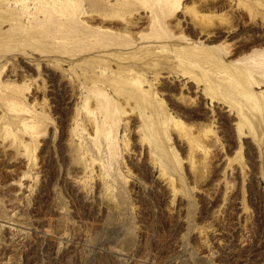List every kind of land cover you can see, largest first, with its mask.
Instances as JSON below:
<instances>
[{"label":"rangeland","instance_id":"rangeland-1","mask_svg":"<svg viewBox=\"0 0 264 264\" xmlns=\"http://www.w3.org/2000/svg\"><path fill=\"white\" fill-rule=\"evenodd\" d=\"M24 1L0 0L25 110L0 97V264H264V0Z\"/></svg>","mask_w":264,"mask_h":264},{"label":"bare ground","instance_id":"bare-ground-1","mask_svg":"<svg viewBox=\"0 0 264 264\" xmlns=\"http://www.w3.org/2000/svg\"><path fill=\"white\" fill-rule=\"evenodd\" d=\"M30 1H33L34 3H36V5L38 6V9L41 11V7H43L46 4H51L52 6L59 5L61 6L60 8L62 9V6H64V4L70 0H25L24 2H22V7H21L22 11L25 12L27 11L26 10L27 8L29 9V7L27 6L29 5ZM162 1L165 3L166 6L171 7V6H176V4H179L180 0H162ZM33 2L32 4H34ZM33 7L35 8L36 6L34 5ZM42 9H44V14H45L46 13L45 8H42ZM0 97L3 100V104L5 105L4 107L7 109V113H9L11 117H15L16 119L21 118L22 114L25 112V110L21 107L22 106L21 100L23 99V93H17L15 91H9L8 89H2L0 90ZM8 98H11V99L8 100ZM24 125L26 126L25 123Z\"/></svg>","mask_w":264,"mask_h":264}]
</instances>
